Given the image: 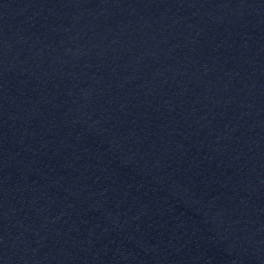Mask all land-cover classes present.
Instances as JSON below:
<instances>
[{
  "label": "water",
  "instance_id": "obj_1",
  "mask_svg": "<svg viewBox=\"0 0 264 264\" xmlns=\"http://www.w3.org/2000/svg\"><path fill=\"white\" fill-rule=\"evenodd\" d=\"M0 264H264V0H0Z\"/></svg>",
  "mask_w": 264,
  "mask_h": 264
}]
</instances>
